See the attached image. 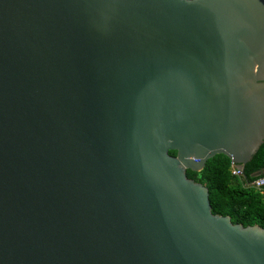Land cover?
<instances>
[{
	"label": "water",
	"instance_id": "95a60500",
	"mask_svg": "<svg viewBox=\"0 0 264 264\" xmlns=\"http://www.w3.org/2000/svg\"><path fill=\"white\" fill-rule=\"evenodd\" d=\"M263 144L264 0H0V264H264L187 176Z\"/></svg>",
	"mask_w": 264,
	"mask_h": 264
},
{
	"label": "trees",
	"instance_id": "16d2710c",
	"mask_svg": "<svg viewBox=\"0 0 264 264\" xmlns=\"http://www.w3.org/2000/svg\"><path fill=\"white\" fill-rule=\"evenodd\" d=\"M170 154L176 156L177 152ZM259 172L264 175V144L244 167L241 177L232 174V161L223 154L208 160L201 172L188 170L187 176L209 189L214 214L230 216L234 224L264 228V188L252 186Z\"/></svg>",
	"mask_w": 264,
	"mask_h": 264
},
{
	"label": "built area",
	"instance_id": "2783aa9c",
	"mask_svg": "<svg viewBox=\"0 0 264 264\" xmlns=\"http://www.w3.org/2000/svg\"><path fill=\"white\" fill-rule=\"evenodd\" d=\"M232 174L236 177L243 176V170L239 169L235 163L232 162ZM253 187L258 190H262L264 188V175L259 176L252 184Z\"/></svg>",
	"mask_w": 264,
	"mask_h": 264
}]
</instances>
